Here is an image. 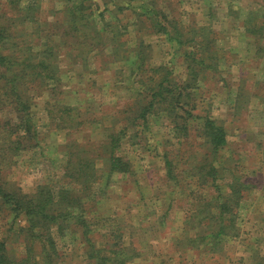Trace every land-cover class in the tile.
<instances>
[{
  "label": "rangeland",
  "instance_id": "rangeland-1",
  "mask_svg": "<svg viewBox=\"0 0 264 264\" xmlns=\"http://www.w3.org/2000/svg\"><path fill=\"white\" fill-rule=\"evenodd\" d=\"M20 1L23 4L19 5ZM26 2L34 3L36 10L26 9ZM90 2H93L94 11L100 13V18L108 21L118 32L104 31L97 35L93 30L87 34L82 30V19H79L77 24L81 30L69 31L68 28L67 37L60 27L56 32L55 39L59 37L56 41L68 44L70 38L74 40L82 36L81 41L85 37L90 39L83 41L85 46L93 45L98 39L103 44L114 46L110 39L116 37L124 51L118 54L119 60L114 63L104 55L106 51L103 50L104 56H95L92 60L95 65L85 69L78 60L77 63L71 62L69 58L77 55V52L66 53V46L57 50L58 64L67 75L60 87L47 89L41 86L37 89L32 107L36 136L30 138L34 144L21 151L17 148H8L6 153L2 151L0 162L5 164L3 179L14 190L29 195H36L47 187L53 188L55 193L64 189L73 191L77 197L90 195L88 201H101L100 211L96 213L98 218L93 217L92 222L96 226L91 234L103 249L107 233L117 227V217H124L126 223L143 220L145 227L150 224L159 226L148 242L153 247L145 248L143 245V259L129 262L131 258L126 251L124 264H264V0ZM65 5L66 0H0V21L14 14L24 16L30 12L38 21L33 24L23 17L16 18L13 26L16 40L27 38L26 35L22 36L23 30L24 33L34 32L32 34L36 36L41 29L42 34L49 35L56 31L57 14L59 12L63 16L61 11ZM16 7L18 13L14 9ZM196 31L199 33L196 34ZM178 35L184 37L186 48L175 52L178 44L171 38ZM201 40L205 43L203 47L196 45ZM141 41L144 55L147 56L143 59V67L135 54ZM25 48L23 45L16 53L25 56ZM34 48L39 50L38 47ZM190 49L196 51L200 58L212 62L210 68L217 63L215 69L206 71L196 90L188 89L187 94L192 95L188 99L191 116L188 123L185 121L184 129H181L183 132H179L174 129L175 120L168 116L164 104L159 109L158 102L153 100L154 103L150 104V101L161 81L169 90H177L179 85L183 88L187 86L184 77L189 73L191 62L185 53ZM142 89L143 119H139V123L143 125L134 127L129 116L136 117L141 111L136 95ZM68 107L71 108L70 112H67ZM182 115L186 117L187 109ZM51 116L67 119L71 127L77 126L79 129L60 130L54 126V122L50 123ZM207 116L215 118L227 132L228 143L218 152L213 151L209 140L199 132ZM125 125L132 127L122 129ZM116 132L122 136V146L115 155L129 161L136 175L114 173L108 178L110 154L104 156L107 159H99L100 155L106 153L103 154L101 146L96 149L94 145L80 152L85 157L82 163L89 167V171L84 178L80 176L76 181L89 178L96 164L101 167L98 169L100 177L91 184V188L68 183V179L63 178L61 165L65 160L61 150L66 145L77 142L87 144V139L101 144L107 133ZM205 158H215L216 172L202 169L199 163ZM167 159L176 170L179 178L176 183L167 175ZM191 164H197L193 167L199 176L188 171ZM200 176H208L205 188L200 186ZM213 179L221 186L224 195L231 191L233 193L229 188L230 183H234L239 190L241 183L246 185L235 210L237 216L232 231L229 232V224L228 233L222 235L221 240L211 239L216 242L210 244L208 237L202 238L212 232V222L208 220L189 231L190 237L195 238V242L200 240V243L188 245L186 251L175 252L173 232L182 225L187 206H191L194 198L201 193L210 199L216 198V193L211 194L214 190ZM103 190H106V198L101 197ZM132 199L138 203V207H135L138 214L129 208ZM170 202L174 203L171 215L165 218L164 227H161L156 214L145 217L154 211L161 214L162 208L165 209ZM214 212L219 214L217 209ZM28 225L25 215L0 214V243L7 244V256L10 255L12 263L25 259L27 264H34L38 262L35 261V253L50 260L51 250L41 246L37 237L28 232ZM71 225H75V221ZM208 227H211L210 231H206ZM32 233L38 234V230H32ZM81 234L79 230L62 238L56 232L58 250L66 259L65 263L59 264H88V258L83 254L81 242L84 238ZM30 235L32 240L35 239L31 256V248L26 249L24 243L25 237ZM205 243L208 244L202 248ZM107 257L106 251H102L101 259Z\"/></svg>",
  "mask_w": 264,
  "mask_h": 264
},
{
  "label": "trees",
  "instance_id": "trees-1",
  "mask_svg": "<svg viewBox=\"0 0 264 264\" xmlns=\"http://www.w3.org/2000/svg\"><path fill=\"white\" fill-rule=\"evenodd\" d=\"M88 1L89 0H66L67 5H65V8L61 11L63 16L60 15L59 12L57 14L59 18L55 22L56 31L49 35L42 34L41 29L38 32L39 35L36 36L35 34H32L34 32L24 33L25 31L23 30L22 36L26 35L27 38L21 39V41L16 40V35L13 29L16 18L23 17L24 20L30 21L33 24L37 23L38 20L36 16L30 12L24 16L19 14L18 16H15L14 14L10 17H5V21H0V155L2 151H5L6 153L8 148H17V150L21 151L23 148L33 146L34 143L30 141V138L33 139L36 136L35 131H33L35 115L32 111L34 105L33 101L36 96L35 93L41 86H44L47 89L60 87L63 78L67 75V72L63 71V69L61 70L58 64V49L61 50V47L66 46V53L73 54V52H77V55L69 58L71 62L77 63L76 60H78L85 69L86 67L89 68L95 65V62L92 61L93 58L95 56L99 57L100 55H103V50L106 51V54L104 55L111 58L114 63L119 60L118 54L123 52L124 49L116 37L110 39V41L115 43L114 46L109 43L103 44L99 39L93 45L85 46L83 41L90 39L85 37L81 41L82 36L74 40L70 38L68 44H66L65 41L63 44L56 41V39L59 38L57 37L55 39V36H57L56 32L60 27L63 29L62 33L64 31L66 32L68 28L69 31L81 30L78 28L77 24L79 19H82L84 23L82 30L87 34H90V31L93 30L97 35L104 31L114 34L118 32V29L110 26L111 24L108 21L100 18V13L93 9V2L88 3ZM21 4H23V1L19 2V5ZM25 4L26 9L29 11L34 12L36 10L37 6H35L34 3L26 2ZM22 8L23 6L20 7V11H22ZM14 9L16 13H18V7ZM65 32L63 35L67 36V32ZM198 33L199 31H196V34ZM171 39H175L178 44L177 48H174L175 52H177V49L181 50L182 48H186L184 47L186 42L182 35H178L176 38ZM23 45L26 47L25 49L27 53L25 56L21 57L16 51L21 50ZM196 45L203 47L205 45L204 40H201ZM188 46H191V44ZM34 47H38L39 50H34ZM135 54L143 67V59L147 57L143 52V41H141L135 49ZM185 55L187 58H190L191 62V65L188 66L189 73L184 77L187 86L183 88L179 85L177 90L175 88L169 90L164 86V81H161L159 88L156 89L157 92L154 96L151 95L152 101H150V104L154 103L153 100L158 102L161 106H158L159 109H161L162 104H164V110L167 112L168 116L175 120V123L173 124L174 129L180 130L179 132H183L181 129H184L185 121L187 120L188 123V119L191 116V111L189 110H192V108L189 109L188 107L190 105V100L188 99H190L192 95L187 94L188 89L196 90L198 86H200L201 81L205 78L206 71L208 69H215L217 63L215 62L214 68H210L212 62H209L203 57L200 58L198 53L193 49L187 51ZM141 83H143V80ZM136 100L137 106L141 111L136 117L131 114L130 115L133 118L129 116L131 122L133 121L132 126L134 127L136 125H143V123H139V119H143V89L138 92V95H136ZM186 109L187 115L185 117L182 114L186 112ZM70 110L71 108H69L67 112H70ZM129 110H131V107L130 109L128 108V112ZM178 110L180 112H178ZM4 114L7 115L4 116ZM203 120L204 122L202 123L199 132L209 140L213 151L218 152L228 143L226 129L220 122L211 116L204 117ZM53 122L54 126L59 127L60 130L77 131L79 129L77 126L71 127L68 124V120L62 117L52 118L51 116L50 123ZM125 127L122 129L127 130L131 128H128L129 125H125ZM90 140L91 139H87V144L77 142L66 145L64 149L61 150L62 158L65 160V163L61 165L64 174L63 178L65 180L68 179V183H79L82 187L89 189L91 188V184L100 177V175H98V169L101 167L95 164L93 172L89 178L82 182H76L80 179V176L84 178L89 171V167L86 166L85 163H82L85 157L80 155V152L82 149L84 150V148L92 147L94 145L96 146V149L101 146L103 154L106 153L105 155H100L99 159H107L104 156L108 153L110 154L108 162L111 166L109 165L110 173L108 178L114 173L123 174L124 176L136 175L132 170L129 161L126 162L123 158L115 155L122 146V136L119 132L107 133L101 144H97V142L93 143ZM214 160L215 158L212 160L205 158L203 161L201 160L202 162L200 163L198 161V163L205 172L206 170L216 172ZM166 162L168 170L167 175L176 183L179 178H177L173 163H171L169 159H167ZM4 165L3 161H1L0 214L5 212L7 214H16L17 216L25 215L29 222L28 227L30 230H28V232L30 233L31 231L30 234L35 238L37 237L42 243L41 246H46L52 252L50 254V260L35 253V261L38 262H34V264L65 263L66 259H64L58 250L57 241L55 240L56 232L64 238L70 233L73 234L80 230L82 233L81 237L83 235L84 238L81 242L82 248H84L83 254L88 258L86 259L88 264H100V261L102 262L101 264H124L126 262L124 259L126 251L129 252L131 258L129 259V262H132V260L134 261L138 258L143 259V245H145V248L153 247L152 243H149V245L148 242L152 240L154 237L153 235L159 230V226L156 224H150V226L145 227L143 226V220H140L139 223H126L124 222L126 220L124 217H117L119 218L116 223L117 227L112 228V230L110 229L107 233V241L103 249L102 246L92 238L91 234L92 229L96 226L93 224L94 222H92L93 217L98 218L96 213L97 211H100L99 204L101 201L95 199H92L94 202L88 201L90 195L85 198L77 197L73 191L70 192L64 189H59V191L55 193L53 188L47 187H43V191H38L36 195L22 193L20 190H14L10 186V183L3 179L2 171L4 170ZM193 166H197V164L188 165V171L190 173H196L195 175L199 176V172L197 173V170ZM180 173L184 174L181 171ZM211 174L212 176L214 175V173ZM207 179L208 176H200L198 179L200 181V186L205 188L206 182H208ZM214 180L215 179H213V181ZM180 181H182V179H180ZM233 186L234 183H230L229 188H232L233 193H231V191L224 195L221 186L218 182L214 181V183H212L214 190L211 194L216 193V198L212 197L210 199L208 195L205 196L202 193L194 198L195 201L191 203V206H187V212L182 225L175 231L176 234L173 232L174 248H176L175 252L179 253L180 250L186 251L188 245L200 243V240L195 242L196 239L192 236L190 237L189 231L202 226L208 220L212 222L210 224L212 232L209 230L211 227H208L206 231L208 230L210 233H208V236L204 235L202 238L208 237L207 239H209L210 244L213 241H211V239L215 240L217 238V240H221L222 235L228 233L227 228L229 224L231 225V227H229V232L232 231V226L234 225L237 216L235 210L240 204L241 196H243L242 191L246 188L245 183H241L240 190L235 186L233 188ZM103 191L101 197L106 198V190ZM172 201H174L173 198ZM130 203L129 208H131V210H136L135 207H138V203L136 204L133 199ZM173 203L174 202H170L165 209L162 208L161 214L154 211L147 214L145 217L149 218L151 215L156 214L158 221L161 223V227H164L166 223L165 218L171 215L170 212ZM214 209L219 210V214H216ZM214 213L216 215H214ZM134 214H138V210H136ZM89 218L90 223L88 222ZM73 221H75V225H71ZM32 230H38V234L32 233ZM31 235L24 239L26 249H29V247L31 248L29 252L30 256L34 253L33 244L35 242V239L32 240ZM180 235H182V238L180 237L181 239L179 238ZM165 237H161V239ZM126 238H128V241ZM206 244L208 243L203 244L202 248H204V245ZM6 245L7 244L4 242L0 243V264H27L25 259L12 263L10 255L7 256L6 254ZM104 250L108 257L103 258L102 260L101 253Z\"/></svg>",
  "mask_w": 264,
  "mask_h": 264
}]
</instances>
